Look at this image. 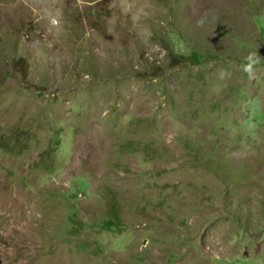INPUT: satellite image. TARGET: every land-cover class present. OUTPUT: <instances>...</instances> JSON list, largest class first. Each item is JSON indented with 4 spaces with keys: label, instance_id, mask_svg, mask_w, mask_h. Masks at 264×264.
<instances>
[{
    "label": "rangeland",
    "instance_id": "1",
    "mask_svg": "<svg viewBox=\"0 0 264 264\" xmlns=\"http://www.w3.org/2000/svg\"><path fill=\"white\" fill-rule=\"evenodd\" d=\"M3 140L0 264H264V0H0Z\"/></svg>",
    "mask_w": 264,
    "mask_h": 264
},
{
    "label": "clouds",
    "instance_id": "2",
    "mask_svg": "<svg viewBox=\"0 0 264 264\" xmlns=\"http://www.w3.org/2000/svg\"><path fill=\"white\" fill-rule=\"evenodd\" d=\"M258 59V56H254L252 53H249L246 57H244V61L242 62V70L245 73L250 74L253 71V65Z\"/></svg>",
    "mask_w": 264,
    "mask_h": 264
},
{
    "label": "trees",
    "instance_id": "3",
    "mask_svg": "<svg viewBox=\"0 0 264 264\" xmlns=\"http://www.w3.org/2000/svg\"><path fill=\"white\" fill-rule=\"evenodd\" d=\"M190 57H191V59H194L195 61L199 60V56H198V54L195 53V52L190 53ZM30 134H31V132L28 131V127H25V148L27 147V146H26L27 144H30V142H29ZM4 141H6V140H3V142L1 141V143H0V147H1V148H2V147H8V146L3 145V144H6ZM2 143H3V144H2ZM6 145H7V144H6ZM47 149H48V148H47ZM46 151H47V150H45L44 152H46Z\"/></svg>",
    "mask_w": 264,
    "mask_h": 264
}]
</instances>
